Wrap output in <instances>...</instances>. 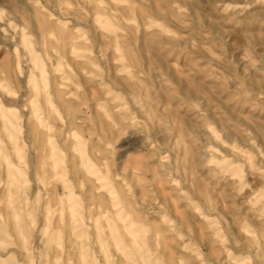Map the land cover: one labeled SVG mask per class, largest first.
I'll list each match as a JSON object with an SVG mask.
<instances>
[{"label":"rangeland","instance_id":"374dc122","mask_svg":"<svg viewBox=\"0 0 264 264\" xmlns=\"http://www.w3.org/2000/svg\"><path fill=\"white\" fill-rule=\"evenodd\" d=\"M0 264H264V0H0Z\"/></svg>","mask_w":264,"mask_h":264},{"label":"bare ground","instance_id":"6f19581e","mask_svg":"<svg viewBox=\"0 0 264 264\" xmlns=\"http://www.w3.org/2000/svg\"><path fill=\"white\" fill-rule=\"evenodd\" d=\"M31 45H32V43H31ZM32 49V48H31ZM35 57H37L36 55H35ZM38 67H40V65H38ZM51 140V139H50ZM53 147V151H54V146H52ZM70 192H72V191H70ZM70 195V194H69ZM72 196V195H71ZM73 197V196H72Z\"/></svg>","mask_w":264,"mask_h":264}]
</instances>
